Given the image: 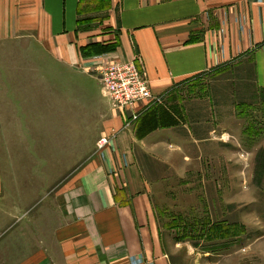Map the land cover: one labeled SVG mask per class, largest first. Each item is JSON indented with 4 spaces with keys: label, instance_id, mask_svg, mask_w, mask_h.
I'll list each match as a JSON object with an SVG mask.
<instances>
[{
    "label": "crops",
    "instance_id": "crops-1",
    "mask_svg": "<svg viewBox=\"0 0 264 264\" xmlns=\"http://www.w3.org/2000/svg\"><path fill=\"white\" fill-rule=\"evenodd\" d=\"M102 1L108 3L103 23L81 24L82 0H0V41L35 40L56 65L68 69L69 86L77 66L89 71L109 61H134L159 98L123 113L112 109L93 74L81 75L96 117L87 145L102 132L107 141L60 186L51 182L29 196L23 186L13 192L3 171L11 139L2 132L34 131V141L23 139L19 145L40 154L42 132H52L50 144L57 145L58 132L74 128L69 121L75 108L59 111L57 102L44 113L36 100L43 94L26 87L18 96L20 119L13 126L6 109L14 96L0 90V264H171L151 204L161 180L185 177L188 163L204 164L207 158L228 169L236 162L235 153L231 159L227 155L236 134L227 130L219 139L223 108L198 89L202 78L248 62L251 81L264 92V0ZM107 45L113 49L98 50ZM81 48L90 55H81ZM182 88L188 97H180ZM161 114L171 125L137 136L149 115L158 125ZM60 117L67 127L61 128ZM66 136L67 145H75V134ZM25 157L23 152L27 162ZM36 162H41L37 155ZM70 163L75 168V159ZM21 178L26 185V170Z\"/></svg>",
    "mask_w": 264,
    "mask_h": 264
},
{
    "label": "rangeland",
    "instance_id": "rangeland-1",
    "mask_svg": "<svg viewBox=\"0 0 264 264\" xmlns=\"http://www.w3.org/2000/svg\"><path fill=\"white\" fill-rule=\"evenodd\" d=\"M107 14V2L82 0L81 24L103 23ZM52 59L35 40L0 41V90L16 97L7 100L10 107L6 109L14 119L13 126H18L22 103L18 96L26 87L43 94L36 100L43 104L44 113L52 104L57 107V102L59 111L67 113L69 108H75L74 121L71 116L69 121L74 128L70 132L60 130L54 139L57 145L50 144L52 132H42L45 143L40 154L37 148L19 145L23 139L34 141V131L2 132L11 139L10 155L5 148L3 171L13 192L23 186L29 196L37 190L45 191L51 182L50 185L59 182L54 188L64 183V176L84 165L104 137L102 132L92 146L87 145L92 141L90 134L96 117L90 114L93 102L87 97L80 76L90 77L94 70L77 66L75 81L71 80L69 86L65 80L68 69ZM251 80L252 69L245 62L208 73L199 84L198 89L216 97L223 108L219 139L223 140L222 133L227 130L236 134L235 145L227 151L230 159L235 153L236 162L228 169L207 158L211 161L204 160V164L188 163L185 177L161 180L164 183L152 195L151 204L171 264H264V92L256 89ZM180 92L182 98L189 96L186 88ZM51 94H58L59 99H52ZM60 126L67 127L66 118L60 117ZM68 134H75V145H67ZM0 139L4 138L0 135ZM23 152L27 162L21 158ZM36 155L41 162H36ZM72 159L75 168L70 163ZM25 170L26 185L21 178Z\"/></svg>",
    "mask_w": 264,
    "mask_h": 264
},
{
    "label": "built area",
    "instance_id": "built-area-1",
    "mask_svg": "<svg viewBox=\"0 0 264 264\" xmlns=\"http://www.w3.org/2000/svg\"><path fill=\"white\" fill-rule=\"evenodd\" d=\"M135 60L138 61L137 58ZM93 70L91 74L95 76L112 109L124 113L137 106L159 101V98L152 96L141 68L137 67L134 61H109ZM136 116L133 115L132 119H136ZM106 141V138L101 139L99 148Z\"/></svg>",
    "mask_w": 264,
    "mask_h": 264
},
{
    "label": "trees",
    "instance_id": "trees-1",
    "mask_svg": "<svg viewBox=\"0 0 264 264\" xmlns=\"http://www.w3.org/2000/svg\"><path fill=\"white\" fill-rule=\"evenodd\" d=\"M85 49H87V48H81L80 49V51H81V55H84V56H88V55H90V53L89 52H87ZM113 49V47L111 46H104V47H101V49H98V50H100L101 52H106V51H108V50H112ZM95 50V49H94ZM94 50H93V52H91L92 54H94ZM91 54V55H92ZM160 107V106H159ZM161 108H158V110H160ZM149 114L150 113H153V111H150V112H148ZM148 115V114H147ZM146 117V116H145ZM144 117V118H145ZM143 118V119H144ZM160 118L161 119H163V122L161 121V123L160 124H158L157 125V121H155V119H154V117L152 116V115H149V117H147V119H145L144 121H143V126H141V128H140V131L139 130H137V136H139V137H142V135H144L145 133H147L148 131H150L152 128H157V126H162V127H166L167 125H171V124H169V122L170 121H166L165 119H167V116H165L164 114H161V116H160ZM168 122V123H167ZM172 123H173V121H172ZM175 123V122H174ZM143 127V128H142ZM139 129V128H138Z\"/></svg>",
    "mask_w": 264,
    "mask_h": 264
}]
</instances>
